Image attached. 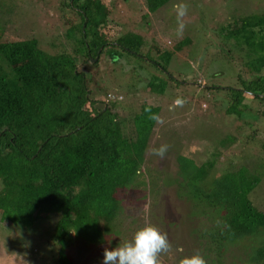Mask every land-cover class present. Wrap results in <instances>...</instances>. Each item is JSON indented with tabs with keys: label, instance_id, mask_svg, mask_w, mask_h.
Listing matches in <instances>:
<instances>
[{
	"label": "trees",
	"instance_id": "1",
	"mask_svg": "<svg viewBox=\"0 0 264 264\" xmlns=\"http://www.w3.org/2000/svg\"><path fill=\"white\" fill-rule=\"evenodd\" d=\"M115 1L60 0L57 14L64 12L66 18L64 35L57 38L63 36L70 51L59 54L43 50L37 36L0 28V224L27 230L42 224L36 239L47 251L46 260L57 264H74L72 248L78 243L92 250L108 248L117 233L114 223L123 213L125 191H155L142 174L159 107L143 104L133 115L131 135H126L111 111L122 96L104 91V107L95 108L87 76L75 64L79 55L92 60L104 54L109 61L122 51L142 58L150 54L141 51L144 40L139 33L127 31L113 42L106 38L103 29ZM169 1L144 0L152 11ZM257 10L228 21L218 33L219 46L228 50L223 54L241 65L238 83L205 88L228 93L225 111L240 121L249 108L244 94L264 103V7ZM155 46L156 58L144 59L166 79L153 75L147 84L149 91L163 94L166 81H174L165 71L177 50ZM260 148L264 152V141ZM177 161L179 175L164 182L176 187L177 198L191 205L195 217L216 220L194 231L207 240L204 257L215 253L221 264L223 254L233 248L241 264H264V210L249 198L259 179L244 166L212 176L205 164L184 156ZM38 209L50 218L35 217ZM43 224L51 229H43ZM102 257L98 249L95 258Z\"/></svg>",
	"mask_w": 264,
	"mask_h": 264
},
{
	"label": "rangeland",
	"instance_id": "2",
	"mask_svg": "<svg viewBox=\"0 0 264 264\" xmlns=\"http://www.w3.org/2000/svg\"><path fill=\"white\" fill-rule=\"evenodd\" d=\"M59 1L0 0V28L5 27L7 33L13 29L14 33L37 36L41 48L47 52L70 51L63 36L60 40L57 38L58 34L64 35L66 18L62 15L64 12L57 14ZM179 5L187 6L182 17L178 16ZM262 7L264 0H170L159 10L152 11L144 0H116L109 24L103 29L110 42L127 31L139 33L144 40L141 51L150 52L144 58H156L155 45L163 50H177L182 40H189L188 44H180L167 66L165 73L174 81H166L163 94L149 91L147 83L153 75L160 79H166V76L139 54L122 51L111 55L109 61L104 54L95 60L81 55L75 59L77 69L87 76L91 89L89 97L95 101V108L104 107V91L122 96L120 104L111 111L122 122L126 135H131L133 115L143 104L160 109L145 152L142 174L145 183L148 184L146 179L150 180L149 187H154L155 191L150 193L146 187H137L123 193V213L114 223L117 233L113 234L108 248L131 241L138 230L152 224L167 232L177 248H183V252L173 251L160 256L159 264H180L184 256L195 252L205 256L203 247L207 240L194 231L202 223L208 227L216 220L195 217L191 205L185 199L177 198L176 187L164 182L179 175L178 156L190 158L198 165L205 164L212 176L246 167L248 174L259 179L249 198L258 210H264V152L260 148L264 141V117L261 115L264 103L252 100L251 94H244L243 102L249 108L244 111L245 121H240L225 111L228 93L213 89L205 91L207 87L238 83L237 72L241 65L238 68L232 58L227 59L223 54L228 50L219 46L220 27L240 16L255 14L257 8ZM53 44L56 45L53 47ZM98 58L99 62L94 65ZM161 145L168 146L163 157L153 151ZM41 212L38 209L35 217H48L44 213L41 216ZM46 220L53 224V220ZM37 226L27 230L0 224V264H57L46 260L47 251L36 239L42 233ZM43 226V229L47 226L51 229V225ZM94 248L78 243L72 248L74 264H102L103 257L97 260L95 256L98 249L104 253V246ZM234 250L223 254L221 264H241L236 260ZM205 259L207 264L219 263L215 253Z\"/></svg>",
	"mask_w": 264,
	"mask_h": 264
},
{
	"label": "clouds",
	"instance_id": "3",
	"mask_svg": "<svg viewBox=\"0 0 264 264\" xmlns=\"http://www.w3.org/2000/svg\"><path fill=\"white\" fill-rule=\"evenodd\" d=\"M178 16L186 14L187 6H178ZM168 150L167 145L154 149V154L163 157ZM173 251L183 252L168 238L167 232L155 225L148 224L138 230L131 241L120 243L115 248H105L102 264H159V257L171 254ZM180 264H207L205 257L200 252L184 256Z\"/></svg>",
	"mask_w": 264,
	"mask_h": 264
},
{
	"label": "water",
	"instance_id": "4",
	"mask_svg": "<svg viewBox=\"0 0 264 264\" xmlns=\"http://www.w3.org/2000/svg\"><path fill=\"white\" fill-rule=\"evenodd\" d=\"M92 60H95V58H94V59H92Z\"/></svg>",
	"mask_w": 264,
	"mask_h": 264
}]
</instances>
